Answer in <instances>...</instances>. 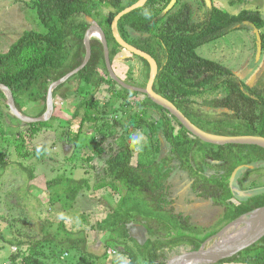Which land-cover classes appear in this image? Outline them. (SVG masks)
<instances>
[{
    "label": "trees",
    "instance_id": "obj_1",
    "mask_svg": "<svg viewBox=\"0 0 264 264\" xmlns=\"http://www.w3.org/2000/svg\"><path fill=\"white\" fill-rule=\"evenodd\" d=\"M135 1L34 0L32 6L44 31H25L7 52L0 53V83L10 89L17 109L28 116L43 114L48 86L82 62L83 38L92 23L105 34L116 75L127 84L144 87L150 70L147 61L123 49L111 32L115 14ZM169 1L147 0L144 6L123 15L117 23L125 41L156 60L154 91L204 131L264 136V69H260L256 83L246 84L230 68L197 52L198 47L231 29L252 31L248 22L260 32L263 53L264 16L251 9L231 14L213 3L207 6L204 0H176L163 13ZM255 43L253 34V50ZM90 49L85 66L53 90V97L58 94L61 100L71 95L80 98L71 109L59 110L54 103L48 120L30 123L13 114H0V176L15 164L29 182L26 187H32L33 168L22 165L21 160H33L34 139L41 132L54 129L55 121L61 125L65 143L78 151L83 160L102 161L97 171L94 164L75 166L76 160L68 157L57 166L55 176L44 179L39 190L47 195L51 206L59 207L55 215L64 216L67 212L68 217L54 219L49 208L47 219L51 220H40L35 227L37 234L8 240L13 249L7 257L8 264H63L64 260L58 259L60 251L69 254L74 250L84 259L106 257L116 249L128 256L124 264H166L171 256L197 250L226 223L264 205V184L259 182L264 177V148L200 140L144 93L123 88L111 78L97 37H91ZM122 51L141 64L137 69L130 65L125 76L113 66ZM70 81L77 82L74 89L65 86ZM0 100L9 111L1 89ZM7 117L16 122V127L8 123ZM136 130L144 132L148 141L141 152L128 146V136ZM87 134L89 137L83 142ZM239 165L242 168L233 185L250 192L249 196L234 194L229 186L231 172ZM77 168L81 170L78 174ZM177 170L187 173V179L192 181L188 196L196 195L193 202L197 206L206 199L221 208L213 226H200L189 216L174 211L171 195H178L182 184L179 180L180 184L172 186L168 179ZM103 197L109 205H99L91 227L87 231L74 230L69 216L74 203L83 198L99 201ZM184 202L189 203L186 198ZM133 223L141 230L144 228V238L137 239L130 233ZM98 242H102L101 249L105 248L102 255L89 247ZM50 243L59 251L57 261L56 254L53 256L54 262L46 259L47 251L42 252ZM213 264H264V236Z\"/></svg>",
    "mask_w": 264,
    "mask_h": 264
},
{
    "label": "rangeland",
    "instance_id": "obj_2",
    "mask_svg": "<svg viewBox=\"0 0 264 264\" xmlns=\"http://www.w3.org/2000/svg\"><path fill=\"white\" fill-rule=\"evenodd\" d=\"M33 1L34 0H0V53L7 52L10 45L25 31H44L42 24L37 18L36 9L32 6ZM211 2L216 7L231 14H236L242 9H251L260 11L264 16V0H211ZM253 34V30L251 31L245 28L231 29L213 42H208L198 47L197 52L203 57L215 60L225 67L230 68L238 78L245 80L246 84L252 85L256 83L260 75V69H264V52L258 57L256 50H253ZM94 37L96 36L92 38ZM130 65L136 69L141 66L136 58L124 51L113 61L114 69L120 71L122 76H125V72ZM250 72H252L253 75H250ZM76 85V81H70L65 86L74 89ZM65 86L59 90V93L63 92ZM75 97L76 98H73V95H71V97L61 100L58 94L53 97L52 93L53 103L62 111L71 109L72 105L80 99L77 96ZM0 101V114H12L10 110L8 111V109H6L2 100ZM32 110L33 109H30V111ZM60 114L62 115L61 112ZM6 119L9 124L16 127V122H14L12 118L10 119L7 117ZM53 124L54 129L41 132L34 139L36 155L35 157L33 155V160H26V158L21 160L22 165L26 166V164H28L30 168H33L35 178L30 181L32 187H26V184L29 182L27 183V181L24 180L22 177L24 176L23 173L20 175L18 171L19 168H16L19 166L15 164H11L6 172L0 176V264H8L7 257L13 250L11 241L8 240L17 239L20 237L18 235L37 234L35 227L40 223V220H51L47 219L48 215H50L47 213V210H49V208L51 209V216L53 217L55 212H59V207L57 208L56 204L55 207L51 206L49 200H47V195L39 190L44 186V179L47 180L51 178V176L57 174L55 170L57 166L65 163L63 161H67L68 157H72V159L76 160V162L73 163L75 166L80 165L86 167L90 164H94L97 171L102 164V161L98 159L93 162L83 160L78 151H75L71 146L65 143L60 132L62 128L60 127L59 121H55ZM88 137L89 134L84 135V140L82 141L86 142ZM67 154H69V156L64 158ZM49 156L51 157L49 158ZM75 172L78 174L81 170L77 168ZM259 182H261L260 184H264V177ZM242 186L244 187L245 185ZM51 194L52 192L49 193V196H52ZM102 199L99 201H93L94 199L87 198L77 200L74 203V211H72L71 214L69 213L71 227L76 231H87L89 227H91L90 225L94 223L93 217L96 215L94 211L97 210L98 206L109 205L107 198L103 197ZM220 212V207L209 203L206 221L211 222L215 220ZM64 216L62 213H58V216L55 215L54 219H67L68 213L65 212ZM189 216L191 218L196 217V215ZM191 221L197 224L195 220L192 219ZM201 222H203V220H201ZM67 225H69L68 220ZM214 240L215 236L209 240L207 245L211 244ZM89 247L92 248L95 254L99 253L102 255L105 251V248L101 249L98 245ZM56 249L57 247H55L54 243L46 244L42 249L43 253L47 251L46 253L49 258L46 255L45 257L49 262H54L53 256H55V254L56 256L54 259L56 260L58 258L57 255L59 251L57 252ZM95 250L99 252H95ZM114 251L112 250L110 255L107 253L106 257L91 258L85 256L84 259L81 258V254L74 250H71L69 254L60 251L58 259L64 260L63 264L126 263L128 256L123 254L121 250L116 249Z\"/></svg>",
    "mask_w": 264,
    "mask_h": 264
},
{
    "label": "water",
    "instance_id": "obj_3",
    "mask_svg": "<svg viewBox=\"0 0 264 264\" xmlns=\"http://www.w3.org/2000/svg\"><path fill=\"white\" fill-rule=\"evenodd\" d=\"M147 0H137L132 4L124 7L120 10L111 21V32L115 39V41L126 51L135 54L144 58L149 65V76L147 82L144 87H137L130 84L125 83L122 79H120L109 60V50L108 44L102 29L95 23H92L91 26L86 30L84 35V46H85V55L82 62L76 68L70 70L65 75L60 77L59 79L53 81L47 89L46 92V100H45V111L40 116H28L21 113L13 99V95L10 89L0 83V89L4 92L6 97V103L13 115L22 120L23 122H38V121H46L48 120L53 113V99L52 93L54 88H56L59 84L67 80L71 75L76 73L78 70L83 68L85 64L88 62L91 54L90 49V39L93 36H96L103 48L104 61L106 65V69L111 78H113L120 86L123 88H127L130 90H135L141 93H144L152 102L166 109L171 115L179 120V122L195 137L200 140L217 145L223 144H253L264 148V136L260 135H219L210 133L200 129L194 123H192L171 101L167 100L160 94L154 91L153 82L157 75L158 65L156 60L147 52L131 45L127 41H125L119 34L117 29L118 20L125 14L131 12L134 9L144 6ZM207 6H211V0H204ZM176 0H170L168 4L163 9V13H166L169 9L173 7ZM91 21V19L89 18ZM252 27L253 33L255 35L256 41V53L259 57L261 52V37L259 30L252 24L248 23ZM242 168V165L235 167L231 175L229 177V186L234 194L241 196H249L250 192L239 189L233 185L237 172ZM238 224H243L240 228L241 230H235V232L225 234L226 231L230 228H235ZM264 236V205L253 209L245 214H242L235 218L234 220L228 222L224 225L216 234L215 240L206 245V242L209 241L207 239L205 242L201 244V246L197 250H187L181 252L179 254H175L171 256L166 264H213L218 262L221 259L228 258L236 254L237 252L249 247L250 245L257 242L260 238Z\"/></svg>",
    "mask_w": 264,
    "mask_h": 264
},
{
    "label": "flooded vegetation",
    "instance_id": "obj_4",
    "mask_svg": "<svg viewBox=\"0 0 264 264\" xmlns=\"http://www.w3.org/2000/svg\"><path fill=\"white\" fill-rule=\"evenodd\" d=\"M186 175H187V173H185V172L183 173L182 171H179V170H177L175 172L173 171V172L170 173V176H169V179H168V184H171L172 186H177V183H179V180H181L180 183L182 184L181 185L182 188L180 190V193L178 195H176V196H174V193L171 195V198H174V201L172 202V206L174 208V211L176 213H182L183 215H188V216L189 215H196V217H193V218H191L189 216V219L190 220H192V219L195 220L197 222V224L200 225V226H203V227H211V226H213L215 224V222L218 220L219 216L217 218H215V220H213L211 222H207L206 221L207 220L206 216H207V212H208L209 202L206 199L202 200V202L200 203L202 206L201 205L197 206L195 204L196 201L193 202V199H194V197L196 195L195 196H191V197L188 196V194L190 192V189H191L192 181L190 179L188 180ZM186 196H188V197H186ZM185 198L187 199V201L189 203H185L184 202ZM214 206H216V205H214ZM201 220H203V222H201ZM136 225H137L136 223H133L131 225L130 233L134 237H136L137 239H141L142 236L144 238L145 237L144 228H142V230H141V229H139L141 227H137ZM216 233H214L213 235L209 236L207 239H209V238L211 239L212 237L215 236ZM208 243H209V241L206 242V245ZM181 252H184V251H181ZM181 252H178V253H181Z\"/></svg>",
    "mask_w": 264,
    "mask_h": 264
},
{
    "label": "clouds",
    "instance_id": "obj_5",
    "mask_svg": "<svg viewBox=\"0 0 264 264\" xmlns=\"http://www.w3.org/2000/svg\"><path fill=\"white\" fill-rule=\"evenodd\" d=\"M147 143L148 141L145 133L140 130L131 132L128 136V146L132 151L135 152L143 151Z\"/></svg>",
    "mask_w": 264,
    "mask_h": 264
},
{
    "label": "bare ground",
    "instance_id": "obj_6",
    "mask_svg": "<svg viewBox=\"0 0 264 264\" xmlns=\"http://www.w3.org/2000/svg\"><path fill=\"white\" fill-rule=\"evenodd\" d=\"M243 226V224H238L237 226H235V228L233 227V228H230V229H228L227 231H226V233L225 234H228V233H232V232H235V230H241L240 228ZM230 230H232V231H230ZM228 231H230V232H228ZM242 231V230H241Z\"/></svg>",
    "mask_w": 264,
    "mask_h": 264
},
{
    "label": "crops",
    "instance_id": "obj_7",
    "mask_svg": "<svg viewBox=\"0 0 264 264\" xmlns=\"http://www.w3.org/2000/svg\"><path fill=\"white\" fill-rule=\"evenodd\" d=\"M247 74V73H246ZM245 74V75H246ZM250 75H253V73L252 72H250ZM103 200V199H102ZM99 207V206H98ZM100 210H101V208H100ZM94 212H96V211H94ZM95 217H96V215L93 217V221H95ZM137 227H140L139 225H136ZM82 227H84V226H82ZM95 235V234H94ZM93 235V236H94ZM102 243V242H101ZM101 243L100 242H98V244H96V245H98V246H100L101 245ZM69 264V263H68Z\"/></svg>",
    "mask_w": 264,
    "mask_h": 264
}]
</instances>
